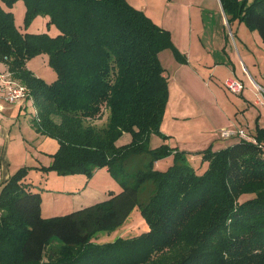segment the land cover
Returning a JSON list of instances; mask_svg holds the SVG:
<instances>
[{"label":"trees","instance_id":"1","mask_svg":"<svg viewBox=\"0 0 264 264\" xmlns=\"http://www.w3.org/2000/svg\"><path fill=\"white\" fill-rule=\"evenodd\" d=\"M15 1L0 0V62L29 89L33 129L58 144L39 169L90 177L106 167L121 191L45 218L40 194L24 183L31 167H20L0 189V264H264V128L256 125V143L199 151L207 166L198 173L187 151L149 146L151 134L168 138L158 53L169 48L184 60L168 30L127 0H22L25 30L43 15L58 32L21 31L9 10ZM220 2L229 24L243 22L264 42V0ZM39 54L56 71L51 82L26 65ZM103 111L105 122L93 123ZM124 132L131 141L117 146ZM167 155L172 164L156 169ZM134 208L145 230L93 241L124 226Z\"/></svg>","mask_w":264,"mask_h":264},{"label":"crops","instance_id":"2","mask_svg":"<svg viewBox=\"0 0 264 264\" xmlns=\"http://www.w3.org/2000/svg\"><path fill=\"white\" fill-rule=\"evenodd\" d=\"M127 2L143 11L154 23L168 30L174 47L184 58L181 61L177 60L169 48L158 53L161 60L163 52L170 50L174 70L168 74L165 70L163 72L168 82L169 94L160 130L168 138L163 140L151 134L149 140L151 148L166 143L170 147L187 151L188 161L200 173L206 168L207 162L201 161V155L197 154L199 151L209 145L213 150H218L236 140L221 138V129L241 128L254 136L256 125L264 128V105L259 103L262 98L257 94L255 86L257 84L264 88V42L256 30L249 29L243 22L237 20L229 24L220 0H217L218 7L213 20L206 16L207 11L210 14L211 8L205 4V0H127ZM20 30L32 32L29 28ZM36 56H42L48 61L47 54ZM26 65L31 70L29 60ZM220 67H223L224 73L218 72ZM6 69V65L0 62V73L7 72ZM229 76L243 82L244 89L241 93H231L224 88L223 82ZM200 77L206 79L212 90V101L207 112L199 111L192 100V97L201 96L200 91L197 93L193 87L194 84H199ZM0 105L2 106L0 189L20 167H31L24 177V183L31 191L40 194L43 217L64 215L77 210L68 209L61 212L56 210L55 201H48L49 195L52 194L51 181L60 177L53 171L44 172L39 167L51 164L52 154L57 150L58 144L55 139L41 135L33 129L31 118L35 109L32 101L27 97L17 103H7L3 98V92L0 91ZM178 132L184 139L180 142L181 145L175 140ZM126 134L127 132H124L122 135ZM117 142L118 139L115 141L117 146L123 145ZM262 145L264 149V141ZM170 157L173 158L172 155ZM159 162L154 163L156 169L160 166ZM99 172L110 177L106 167L96 169L94 174ZM120 191L121 187L108 189L103 198L105 195L107 198L109 192ZM46 194L44 206L42 197ZM99 201L101 200L96 202ZM133 233L137 232L132 229L124 232L128 236Z\"/></svg>","mask_w":264,"mask_h":264},{"label":"rangeland","instance_id":"3","mask_svg":"<svg viewBox=\"0 0 264 264\" xmlns=\"http://www.w3.org/2000/svg\"><path fill=\"white\" fill-rule=\"evenodd\" d=\"M2 7H7L3 4ZM205 4L207 6H210L211 11L210 14L207 11V18L209 20H213L215 18V11L218 7L217 0H205ZM216 5V6H215ZM9 10L13 13L14 23L17 24V26L21 29H23V19L25 16V5L22 0L15 1L9 8ZM29 28L32 32H49L52 34H55L58 32L57 27L54 24L47 25V17L43 15H36L32 21L30 22ZM171 52L170 50H165L163 54L161 55V64L165 70V72L168 74L174 70V64L171 62ZM160 59V58H159ZM29 65L31 68V71L37 75L38 77L44 79L46 82H49L56 78V71L52 68V66L49 65L48 61H46L42 56H34L29 60ZM219 73H224L225 70L223 67H220L218 70ZM254 84V81H252ZM194 89L197 91H200L201 96L192 97L193 102L196 104V106L193 103V106H195L199 111L207 112L209 111V105L212 101V90L207 85L206 79H203L200 77L199 84H194ZM225 88V87H224ZM230 92V91H229ZM191 93L195 96V93L191 91ZM31 112L33 110L31 109ZM107 111H103L102 116L99 118H95L92 122L97 125H102L105 122ZM200 115V114H199ZM154 137L159 138V136L154 134ZM175 140L181 145V141H184L183 137L178 134L175 135ZM131 141V134L127 133L125 135H121L118 138L117 144H127ZM153 144V141L150 142ZM199 148V147H197ZM160 164L158 167V170H165L170 164L173 162V158L170 157V155L160 157L157 160ZM192 164H194L192 162ZM109 173V172H108ZM66 175H73L70 178H63V175H58L60 177L59 179H53L51 183L53 186L51 187L52 194L49 195L50 200L48 201H55L56 202V210L65 212L68 209H80L81 207L87 206L91 204L92 202H96L98 200H104L106 198H103V195L105 191L108 189L113 188H120L119 183L117 180L113 179V177L109 174L108 176H104L103 172H99L96 174H92V176L87 177L84 174L81 173H75V174H66ZM77 175H83L82 177ZM111 179V180H108ZM117 184V185H116ZM115 186V187H111ZM108 188V189H107ZM246 196V197H245ZM241 197V200H244L245 198L249 197L248 195H245ZM42 202L45 206L46 200H47V194L42 197ZM44 200V201H43ZM240 200V201H241ZM147 228L145 222L143 221L139 210L137 208H134L130 215L128 216L126 223L124 226L119 227L111 232H100L98 233L94 238V242H106L114 240L116 237H125L126 235L124 232L133 230L134 232H140L141 230H145ZM133 236V235H131Z\"/></svg>","mask_w":264,"mask_h":264},{"label":"built area","instance_id":"4","mask_svg":"<svg viewBox=\"0 0 264 264\" xmlns=\"http://www.w3.org/2000/svg\"><path fill=\"white\" fill-rule=\"evenodd\" d=\"M224 87L231 93H241L244 89V84L241 80L234 76L227 77L224 82ZM256 92L262 98L260 104L264 105V88L255 84ZM0 91L3 92V98L7 103H17L29 97V89L26 85L11 78L10 73H0ZM2 106L0 105V110ZM220 137L223 139L236 138L240 140L256 143L254 136L248 134L244 129H221Z\"/></svg>","mask_w":264,"mask_h":264}]
</instances>
